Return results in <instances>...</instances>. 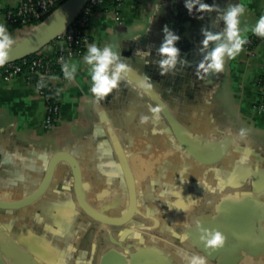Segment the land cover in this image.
<instances>
[{
	"label": "crops",
	"instance_id": "0c3cea01",
	"mask_svg": "<svg viewBox=\"0 0 264 264\" xmlns=\"http://www.w3.org/2000/svg\"><path fill=\"white\" fill-rule=\"evenodd\" d=\"M21 1L0 0V22L7 25L3 11L16 8ZM156 2L122 0L115 8L91 14L85 31V52L71 59L78 63L76 78L52 80L60 95V106L59 118L51 127L45 125V103L33 85L22 77L0 81L2 198L24 196L30 191L29 182L38 167L54 152L65 151L82 168L83 193L91 206L112 205L116 194L123 196L120 185L128 171L136 179L137 202L142 210L138 223L125 229V236L120 237V231L111 237L102 235L98 241L105 247L94 256L92 246L96 241L89 230L98 228V224L77 211L73 178L66 174L63 183L55 182L38 202L46 210L37 217L43 224L55 219L61 228L59 235L26 233L25 223L12 216L1 220L4 236L0 249L7 264L16 257L21 264H95L98 256L111 249L116 258L127 256L145 239L151 251V225L162 230L153 235L161 242L155 245L154 254L169 259L168 250L176 254L179 248L193 252L186 243H177L173 235L194 223L188 218L194 207H199L198 217L212 213L200 207L202 199L211 198L216 203L222 197L264 193V85H259L264 79V41L255 43L254 56L244 46L235 58H225L219 74L205 79L195 74L201 59V28L220 31L223 21L217 13L240 2L246 5L241 27L254 25L264 15V0H207L214 7L200 18L198 13H188L184 0H158L160 12L150 23ZM165 24L180 35L177 44L181 55L191 64L178 62L174 71L161 74L155 49ZM10 33L22 37V31ZM247 35L248 39L255 36L251 31ZM136 36L139 38L134 39ZM93 42L101 47L117 45L122 59L131 67L127 80L100 104L90 92L89 66L83 60L87 46ZM137 48L151 49L152 54L139 56ZM145 74L191 143L204 154H223L220 161L208 166L195 162L179 147L161 113L159 120L141 123L140 117H151L149 107L155 106L140 86ZM241 127L248 129L244 139L238 136ZM125 198L121 197L122 204ZM184 201L186 206L182 205ZM170 206L178 213L169 210ZM137 231L139 237L134 235ZM16 245L24 249V256L17 252Z\"/></svg>",
	"mask_w": 264,
	"mask_h": 264
},
{
	"label": "water",
	"instance_id": "95a60500",
	"mask_svg": "<svg viewBox=\"0 0 264 264\" xmlns=\"http://www.w3.org/2000/svg\"><path fill=\"white\" fill-rule=\"evenodd\" d=\"M88 1L67 0L57 11L45 19L42 24L32 28L31 32L24 35L19 40L20 44L18 43L13 46L10 53L12 59L6 64L15 63L30 57L50 44L75 21ZM50 18L51 20L47 22ZM27 36L29 37L27 38ZM150 96L153 104L161 106L162 116L167 121L179 147L187 155L195 162L205 166L213 165L221 160L223 154L220 153L216 156L204 154V152H201L191 143L169 109L164 105L162 98L153 88L150 90ZM66 174H71L73 178L77 211L98 224V228L89 230V232L93 231L92 233L96 241V244L92 246L95 256L96 253H100V249L105 247L102 243L99 244L98 241L102 235L111 237L113 232L120 231L123 232V235L120 233V237H123L126 234L125 229L130 224L136 223L137 218L141 216L142 210L136 196V179L128 171L123 179L124 182L120 185V192H123V196L121 197L127 196V199L125 198L124 201L125 203L122 204L120 195L116 194L114 204L93 207L88 203L83 193V173L78 160L69 152L56 151L38 167V171L31 182H29V192L23 194L24 196L21 198L11 200H5L0 196V217L9 213L10 210L15 212L38 203L55 182L59 181V184L63 183ZM182 205L186 206L187 201H184ZM200 207L211 209L212 213L198 217L196 211L199 207H194L189 211L188 218L193 221L200 219L204 227L217 228L222 231L226 236L225 244L216 249L205 248L199 238L200 233L196 228L195 221L193 224L190 223L189 226H185L174 232L173 238L176 239V242L186 243L191 251L206 255L209 264H258L264 260V193L252 191L239 197H222L216 203L211 198H204L201 201ZM169 210L173 213H178L177 208L174 206H170ZM144 227L149 228L150 226L144 225ZM161 231L151 225V251L148 249L149 259L145 257V250L142 251L141 257L138 249L135 247H133L134 252L126 253L127 256L123 255L120 258H116V252L111 249L98 256L95 264H185L178 254L170 250L167 251L171 255L169 259H165L162 255L154 254V251L157 250L155 245H160L161 242L155 240L153 235L155 233H162ZM177 233L180 235L178 236ZM185 233H187V239H181ZM3 236L0 231V239ZM146 245L145 239V241H142V246L146 247ZM16 250L21 256H24V249L17 246ZM6 260L8 259H5L1 254L0 249V264H7ZM11 260L12 263L10 264L22 263L19 257Z\"/></svg>",
	"mask_w": 264,
	"mask_h": 264
},
{
	"label": "clouds",
	"instance_id": "9594fccd",
	"mask_svg": "<svg viewBox=\"0 0 264 264\" xmlns=\"http://www.w3.org/2000/svg\"><path fill=\"white\" fill-rule=\"evenodd\" d=\"M184 6L190 15L198 13L199 18L206 11H211L213 4L207 0H184ZM246 11V5L243 2L228 5L223 11L217 15L223 21V27L220 31H213L210 28H201L202 39L199 41L201 47L198 51L201 53V59L196 65L195 74L199 79H205L214 74H219L225 67V58H235L243 50L248 42L247 33L251 31L253 34L264 38V15H261L254 25H245L241 27V16ZM160 12V4H154L152 13L149 16L151 23L156 15ZM163 37L156 47L158 59L155 61L159 67L161 74H167L175 70L178 62L190 65L191 61L181 55V48L177 42L181 39L180 35L168 24L162 29ZM136 36L134 39H138ZM214 42V43H213ZM16 43V38L10 33L8 26L0 22V66L5 65L11 57V49ZM135 53L139 56H150L151 49L137 48ZM62 61V70L64 76L73 80L76 78L78 71V63L71 60ZM84 62L89 66L88 72L91 80L90 92L94 96L96 104H100L108 94L118 89L123 81H126L131 71L130 65L122 59L121 51L117 45L113 43L105 44L103 47L93 42L87 46V52L83 56ZM151 78L145 74L144 79L140 82V86L145 90L144 94H150L153 85ZM131 83V81H128ZM41 85L43 81L39 82ZM152 116L142 115L141 123H147L149 119L159 120L161 106L155 105L149 107ZM248 129L241 127L238 132L240 139L247 136ZM197 201L194 199L193 203ZM211 203V202H209ZM195 225L200 233V240L205 248L216 249L225 244V234L217 228L204 227L200 219H195ZM143 227V226H142ZM135 236L139 237L140 232H135ZM179 236L180 234L177 233ZM181 239H187L185 233ZM177 254L182 258L185 264H209L208 257L199 252H190L184 248H179Z\"/></svg>",
	"mask_w": 264,
	"mask_h": 264
},
{
	"label": "built area",
	"instance_id": "2783aa9c",
	"mask_svg": "<svg viewBox=\"0 0 264 264\" xmlns=\"http://www.w3.org/2000/svg\"><path fill=\"white\" fill-rule=\"evenodd\" d=\"M57 1L58 0H22L13 11L11 10L5 13L6 20L11 23L27 26L28 24L44 19L45 16L51 12ZM102 1L103 0H89L75 21L64 31V33L51 42V46H49L48 49L53 50L56 48L59 52L58 62L61 63V56L71 60L80 55L79 52H74V50H71L70 48L73 43H86L85 31L89 25L90 16L93 13V10H95ZM114 2L116 3L115 7H117L121 4L122 0H114ZM256 38H258L259 41H264V38L257 35L251 36L248 39L245 49L250 56H254L253 47ZM48 49H45L44 47L43 50L38 52L36 58H32L29 61L28 71L23 72L22 65L18 62L0 66V81L8 82L15 78L22 77L27 83L33 85L37 94L45 103V125L46 127H51L59 118V107L53 105L50 99L45 95L43 85L31 80L32 77L35 76L38 80L48 79L51 82L47 89L48 91H54V86L52 84L54 78L51 77L50 70L48 69L49 64L43 62L44 58L42 57ZM65 50L66 52L64 53ZM24 65H27V62H24L23 66Z\"/></svg>",
	"mask_w": 264,
	"mask_h": 264
},
{
	"label": "trees",
	"instance_id": "16d2710c",
	"mask_svg": "<svg viewBox=\"0 0 264 264\" xmlns=\"http://www.w3.org/2000/svg\"><path fill=\"white\" fill-rule=\"evenodd\" d=\"M67 0H58L56 2V4L53 6L51 12L49 14H47L45 16L44 19L40 20V21H37L35 23H32V24H28L27 26H22L21 24H17V23H11V22H8L7 21V26H8V29L10 32H13V31H22V32H25V31H28L36 26H39L40 24H42L44 22L45 19H47L49 16H51L55 11H57ZM116 6V3L114 2V0H103L102 3L97 6V8L95 10H93V12H96V11H104L106 8L108 7H115ZM15 9V8H14ZM14 9H6L3 11V13L5 14L6 12L8 11H13ZM24 29V30H23ZM257 41H259L258 38L255 39V42L256 43ZM51 46V43L48 44L45 49H48V47ZM85 48H86V43H77V44H72L71 46V50H74V52H79L80 55L79 56H82L85 52ZM44 49V48H43ZM42 49V50H43ZM41 51V50H40ZM66 52V50L64 51V53ZM38 55V53L30 56V57H27L25 58L24 60H19L17 61L18 63H20L22 65V71L25 72V71H28L29 70V61L32 59V58H36V56ZM42 57L44 58L43 62L45 63H48L49 64V70H50V74H51V77L52 78H62L64 77V73H63V70H62V61L61 63L58 62V57H59V52L55 49L53 50H47L43 55ZM62 57V56H61ZM64 58V56H63ZM64 60H68V58H64ZM24 62H27V65H24L23 66V63ZM33 82H40L41 80H38V78L35 76V77H32L31 79ZM43 86H44V89H45V95L50 99L51 103L53 105H57L58 107L60 106V95L59 93L57 92V90L54 88V91H48V86H50V80L48 79H43ZM260 86H263L264 85V79L261 80V82L259 83Z\"/></svg>",
	"mask_w": 264,
	"mask_h": 264
},
{
	"label": "flooded vegetation",
	"instance_id": "af4514ba",
	"mask_svg": "<svg viewBox=\"0 0 264 264\" xmlns=\"http://www.w3.org/2000/svg\"><path fill=\"white\" fill-rule=\"evenodd\" d=\"M46 209L40 208L39 203H35L34 205H30L26 208H23L19 211H12L10 210L9 213L6 215H3V217H0L1 220L6 217H11L13 219H21L25 223V232L28 233H44V234H53V235H59L60 234V225L59 223L55 222L56 220L53 219V222L50 224H43L41 223L40 217H37L38 215H41L42 213H45ZM13 212V213H11ZM32 216V217H31ZM34 216V217H33ZM36 216V217H35ZM149 243H147L146 247L142 246V242L139 244L138 253L142 257V251H146V258L149 259L148 249H149ZM264 261V260H263ZM151 264V263H149ZM263 264V263H258Z\"/></svg>",
	"mask_w": 264,
	"mask_h": 264
},
{
	"label": "rangeland",
	"instance_id": "374dc122",
	"mask_svg": "<svg viewBox=\"0 0 264 264\" xmlns=\"http://www.w3.org/2000/svg\"><path fill=\"white\" fill-rule=\"evenodd\" d=\"M50 20H51V18H50L49 20H47V22L50 21ZM23 30H24V29H23ZM29 32H31V29L28 30V31L22 32V37H23L24 35H26L27 33H29ZM22 37H20V39H19V38H16V43H15L14 45H16V44H18V43L20 44L21 42H20L19 40H21Z\"/></svg>",
	"mask_w": 264,
	"mask_h": 264
},
{
	"label": "bare ground",
	"instance_id": "6f19581e",
	"mask_svg": "<svg viewBox=\"0 0 264 264\" xmlns=\"http://www.w3.org/2000/svg\"><path fill=\"white\" fill-rule=\"evenodd\" d=\"M53 20V19H52ZM49 22V21H48ZM29 36H27V38H28Z\"/></svg>",
	"mask_w": 264,
	"mask_h": 264
}]
</instances>
